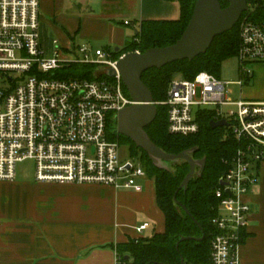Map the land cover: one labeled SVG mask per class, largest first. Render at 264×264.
<instances>
[{
	"label": "built area",
	"instance_id": "obj_1",
	"mask_svg": "<svg viewBox=\"0 0 264 264\" xmlns=\"http://www.w3.org/2000/svg\"><path fill=\"white\" fill-rule=\"evenodd\" d=\"M39 22L40 0H0V182L15 181L17 164L31 160L37 182L142 191L148 177L139 159L122 156L119 142L109 137L108 125L133 103L117 69L124 54L80 44L65 53L55 46L46 57ZM236 57V83L242 86L253 74L251 65L264 63V21L240 20ZM71 63L96 65L95 78L55 76ZM108 68L114 75H106ZM228 84L199 72L193 79H173L165 101L157 102L167 106V130L173 135L197 134L198 112L209 110L215 120L227 121L225 127L238 142L214 190L219 203L212 218L217 232L209 264H246L237 256L249 218L243 196L258 182L264 164V100H233ZM228 106L234 109L223 110ZM147 226L143 223L136 231Z\"/></svg>",
	"mask_w": 264,
	"mask_h": 264
},
{
	"label": "crops",
	"instance_id": "obj_2",
	"mask_svg": "<svg viewBox=\"0 0 264 264\" xmlns=\"http://www.w3.org/2000/svg\"><path fill=\"white\" fill-rule=\"evenodd\" d=\"M179 14L176 0H40V43L51 56L55 46L62 52L93 43L121 49L140 21L175 20ZM47 31L56 38L47 41ZM251 68L253 74L242 86L238 79L226 82L239 86L237 99L264 100V63ZM19 172L15 181L0 182V264H117V244L165 229L149 177L143 190L135 192L101 184L37 182L33 172ZM243 201L249 218L237 256L242 263L264 264V164ZM143 223L148 226L138 233L136 227Z\"/></svg>",
	"mask_w": 264,
	"mask_h": 264
},
{
	"label": "trees",
	"instance_id": "obj_3",
	"mask_svg": "<svg viewBox=\"0 0 264 264\" xmlns=\"http://www.w3.org/2000/svg\"><path fill=\"white\" fill-rule=\"evenodd\" d=\"M180 5L179 17L175 20H143L139 23L133 38L126 42L114 55L128 52H144L153 47L174 44L182 35L192 15L196 0H176ZM221 7L228 5L220 0ZM248 9L234 27L215 37L208 50L189 60L184 59L145 71L142 82L152 92L156 102L157 115L144 129L150 139L164 152L177 154L195 148L191 152L194 160H205L200 174L195 173L185 188L180 183L189 171V164L180 160L171 164L170 169L156 167L147 153L137 147L129 138L119 135L116 123H110L111 140H122L132 157H137L147 177L155 182L156 198L164 214L165 229L150 237L130 239L116 246L117 264H209L210 242L217 230L212 218L217 214L219 200L214 195L218 181L227 168V161L235 154L238 142L231 136L227 127L212 129L215 120L212 111L198 112L200 130L197 134L180 136L167 130V106L157 102L165 101L174 74L184 79H193L199 72H207L219 78L224 61L236 57L239 48V23L244 17L254 21H264V2L247 0ZM109 47H107L108 49ZM96 65L71 63L55 73L59 77L95 78ZM104 74H100V78ZM126 90V88H125ZM127 91V90H126ZM113 129V132H112ZM199 167L196 166V171ZM174 195L175 198L174 199ZM179 204H178V203ZM184 205L188 213L181 207ZM181 237H189L181 240ZM128 259H125V257Z\"/></svg>",
	"mask_w": 264,
	"mask_h": 264
},
{
	"label": "water",
	"instance_id": "obj_4",
	"mask_svg": "<svg viewBox=\"0 0 264 264\" xmlns=\"http://www.w3.org/2000/svg\"><path fill=\"white\" fill-rule=\"evenodd\" d=\"M227 1L228 5L223 8L220 0H196L188 24L174 44L149 48L144 52L125 53L117 63L124 87L133 101L132 104L118 112L116 116L117 133L133 141L137 147L147 153L158 168L170 169L174 162L187 161L189 171L179 188H185L195 173H201L205 160L192 158L191 152L195 148L177 154L166 153L150 139L144 128L156 118L157 106L153 100L152 92L144 85L141 76L149 69L162 68L167 64L184 59L191 60L205 53L215 37L231 30L248 9L247 0ZM118 50L119 48H115V51ZM106 75H114V69L108 68ZM227 124L225 119L209 122L212 129L224 127ZM196 166L199 167L198 171H196ZM220 184L224 183L220 181ZM174 199H176L175 195ZM181 207L188 213L184 205ZM187 238L189 237H181V240ZM125 259L128 257L126 256Z\"/></svg>",
	"mask_w": 264,
	"mask_h": 264
},
{
	"label": "rangeland",
	"instance_id": "obj_5",
	"mask_svg": "<svg viewBox=\"0 0 264 264\" xmlns=\"http://www.w3.org/2000/svg\"><path fill=\"white\" fill-rule=\"evenodd\" d=\"M124 29H125V31H128V30L132 31V29L130 27H124ZM41 31H43L42 28H41ZM39 32H40V30H39ZM46 36H47L46 40L47 41L49 40V42L53 38H56L55 34L53 32L50 33L47 31ZM92 45H93L92 46L93 48H95L96 46H100V44H96V43H93ZM111 49L113 50L114 48H111ZM45 56L50 57L51 54H49V52H47V53H45ZM76 56H74V57H76ZM181 78H182V76L180 74H174L173 75V79H181ZM220 78L222 81H233V80H237L240 78L239 61H238L237 57L230 58V59L223 62L222 66H221V70H220ZM238 87L239 86L234 85V84L227 85V88L230 92L229 97L233 100L237 99L236 96H237V93L239 90ZM233 109H234V107H232V106L223 107V110H229L230 111ZM112 132H113V129H112ZM116 141H118L119 143L123 142L122 140H119L118 138ZM121 154H122V156H125V157L130 156L129 150L124 145H121ZM33 170H34V164L31 160H26L24 162L17 164V174L20 171V172L24 173V174H21L22 176L25 174L28 175V174L32 173Z\"/></svg>",
	"mask_w": 264,
	"mask_h": 264
}]
</instances>
